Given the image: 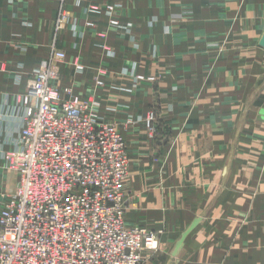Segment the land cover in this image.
Instances as JSON below:
<instances>
[{"label": "crops", "instance_id": "obj_1", "mask_svg": "<svg viewBox=\"0 0 264 264\" xmlns=\"http://www.w3.org/2000/svg\"><path fill=\"white\" fill-rule=\"evenodd\" d=\"M66 2L80 38L55 31L57 0H0V104L22 92L17 64L26 81L55 43L68 55L62 86L119 106L110 118L128 143L126 220L155 236L142 264H264V0ZM90 3L118 4L129 31H108ZM132 73L162 77L133 86ZM150 109L154 134L127 122Z\"/></svg>", "mask_w": 264, "mask_h": 264}, {"label": "built area", "instance_id": "obj_2", "mask_svg": "<svg viewBox=\"0 0 264 264\" xmlns=\"http://www.w3.org/2000/svg\"><path fill=\"white\" fill-rule=\"evenodd\" d=\"M57 1L55 31L69 26L76 39L82 37L67 0ZM84 8L87 14L106 15L108 31H129L117 15L118 4L90 3ZM85 25L96 27L91 20ZM79 47L75 42L74 48ZM63 64H69L67 52L55 43L26 81L25 65L18 63L14 82L22 92L15 94L14 105L0 104V168L18 174V183L3 193L0 207V264H142L155 236L126 220L129 150L120 124L110 118L119 106L103 105L96 90L81 97L71 85L62 86ZM71 64L76 72L89 70L79 60ZM98 72L96 86L104 87L102 67ZM130 75L133 86L162 77ZM156 119L150 109L127 122L150 130Z\"/></svg>", "mask_w": 264, "mask_h": 264}, {"label": "rangeland", "instance_id": "obj_3", "mask_svg": "<svg viewBox=\"0 0 264 264\" xmlns=\"http://www.w3.org/2000/svg\"><path fill=\"white\" fill-rule=\"evenodd\" d=\"M156 122H157V119L155 120L154 125H153L154 127L152 129L148 130L146 128L148 131V134H154L156 132V125H157ZM134 124H138V123H134ZM119 129H120V127H119ZM4 168H6V167L0 168V207H1L2 202L4 200L3 193L8 192L9 186L12 187L18 183L17 172L15 170L4 169ZM124 190H125V188H124ZM125 196H126V194H125Z\"/></svg>", "mask_w": 264, "mask_h": 264}, {"label": "water", "instance_id": "obj_4", "mask_svg": "<svg viewBox=\"0 0 264 264\" xmlns=\"http://www.w3.org/2000/svg\"><path fill=\"white\" fill-rule=\"evenodd\" d=\"M259 45L264 48V35L262 36Z\"/></svg>", "mask_w": 264, "mask_h": 264}]
</instances>
